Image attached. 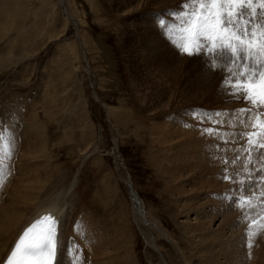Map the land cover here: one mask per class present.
<instances>
[{"label":"rangeland","instance_id":"1","mask_svg":"<svg viewBox=\"0 0 264 264\" xmlns=\"http://www.w3.org/2000/svg\"><path fill=\"white\" fill-rule=\"evenodd\" d=\"M182 2L164 5L161 11L150 10V25L157 37L146 40L149 47L156 46L158 40L167 41V48L174 47L161 34L157 18L174 22L167 13L180 10ZM114 6V0H66L68 15L78 23L74 28L56 0H0V125L6 124L8 117L13 120L15 113L24 117L21 128L41 123L45 165L40 172H27L32 180L23 185L36 188L44 184V189L36 188L41 195L57 180H61L57 190L76 181L72 193L77 207L93 214L103 229L105 224L115 242L112 264H183L180 251L190 260L187 264H198L181 232L186 222L179 215L181 197L171 192L162 169L156 166L149 132L152 121L142 112L144 100L147 103L165 90L156 71L168 62L166 57L139 62L131 34L140 25H126V15L116 12ZM172 49L189 69L182 81L173 77V83H180L177 87L167 73L168 83L176 88L173 92L170 86L166 88L171 90L170 98L177 101L191 85L193 91L186 93L185 99L196 93V105H209L205 107L209 113L215 105H237L225 110L229 114L246 105L221 91L224 72L210 68L202 56L189 57ZM148 52L151 55L153 51ZM202 81L209 83L207 102H199L201 95L195 92ZM94 91L107 105L108 117L95 101ZM25 161L35 164L41 159ZM129 182L147 222L157 221L165 237L152 228L147 230L146 224L141 225L143 229L137 226ZM189 219L193 221V216ZM63 241L69 247L68 234ZM81 254L82 261L91 264L92 256L85 254L82 245Z\"/></svg>","mask_w":264,"mask_h":264},{"label":"bare ground","instance_id":"2","mask_svg":"<svg viewBox=\"0 0 264 264\" xmlns=\"http://www.w3.org/2000/svg\"><path fill=\"white\" fill-rule=\"evenodd\" d=\"M56 1L61 7L63 15L74 23V28L77 27V21L72 19L66 11V0ZM175 2L177 0H114L116 12L126 15V25L130 22H137L140 25V29H135L137 32L135 34L136 38L134 37L135 31L131 34L133 36L131 43L133 46L134 44L137 45L135 54L136 58H139V62H143L145 58V61L152 63V61L155 62L157 59L160 61L165 57L168 62V66L165 64L160 69L156 68L158 69L156 74L160 75L158 76L160 80L158 83L165 90L160 91L161 93L155 99L153 97L148 98L147 103L144 100L145 104L142 105L143 114H146L152 121L149 132L152 138L150 142L155 151L156 166L159 170L162 169V178L170 186L171 192L181 197L178 200V206L181 208L179 215L186 220L181 227V232L194 252L195 262L198 264H264V233L255 239L254 246L249 250L246 237L247 221L243 220L241 209L231 202L233 198H238L241 195V186L235 180V173L239 172L243 175L242 161L244 155L235 149L244 146L246 138L241 137L239 133L252 131L251 127L246 128L243 124L231 127L228 124L229 117L226 118V116L223 118L225 121L223 125L213 124L206 119L202 121L199 115L194 114H204L206 116L209 111H206L205 107L209 105H196V93L194 96L189 97L190 100L185 99L186 93L190 95L193 91L191 85V90L187 89L188 81L185 79L183 83L187 89L186 92L184 91L185 95L182 92L177 101L170 98L171 90H166V88L171 87L173 77L177 81H182L189 66L186 64L188 66L186 67L185 60L178 59L173 53L172 48L174 47L167 48L165 46L167 41L164 44L158 40L156 46H150L151 48L146 43L148 38L154 40L157 37L156 29L151 27L150 15L148 14L150 10H160ZM128 25L130 26V24ZM159 30L162 33L158 32L162 35H166L164 31ZM79 45L84 56L86 51H84L81 41ZM148 51L153 52L149 55L147 54ZM85 60L87 62V59ZM167 73L171 76V83H168L170 78L168 79ZM175 80L174 82H176ZM177 83L173 84L177 87ZM178 84L180 85V83ZM200 84L196 86L195 90L197 91L195 92L201 95L199 102H203L205 99L207 102L210 89L209 83L202 81ZM173 86L171 87L172 92L175 88ZM144 94L146 96V93ZM93 96L95 101L102 105L108 117L109 109L107 105L100 101L95 91ZM235 106L237 105H215L211 109H213L212 112H225V110L232 109ZM241 106L246 107L247 105ZM242 107L239 106V108ZM8 118L6 124L0 125V129L5 130L6 135L9 133L12 135L14 150L10 159L4 158L6 180L3 186L0 187V264H3L6 260L23 231L40 216L48 213L59 220L61 247L58 252V264H71L73 254L79 257L78 264H85L82 261L81 245L85 254H91V264H112L111 261L114 260L111 256L116 251H114L113 246L115 242L105 224L103 229L98 225L97 222L99 221L96 220L93 214L77 207L72 193L76 181L70 183L66 188L57 190L58 183L61 181L57 180L41 195L37 191H39V187L44 189V184H39V187H36L37 191L33 184L30 187L23 185L32 180L27 172H40L45 165L42 150H45L46 143L43 142V131L40 133L42 130L41 123L24 124L25 126L22 125L21 128V120H24L23 115L19 116L15 113V117H12L13 120L11 117ZM206 128H215L221 133L229 132L237 135L227 137L229 142L225 144L223 138L216 135V133L209 135L205 132L204 129ZM238 155L241 156V160L233 164L232 161ZM30 157L41 159V161L34 162L35 164L26 162L25 159L29 160ZM224 157L229 161L227 165L222 162ZM260 160L250 165L255 176L264 174L256 171L260 164H264V159ZM225 168L228 169L227 174L233 176V180L225 181L222 179ZM254 192L259 194L260 188L246 187L243 190V195L250 197ZM225 196L229 199H225ZM34 201L35 203H33ZM131 201L133 215L137 226L140 227L139 229H143L141 225L146 224L147 230L152 228L163 235L164 232L157 221L155 224L152 223L153 221L147 222L144 209L135 195H131ZM256 213V209L251 210L252 215H256ZM192 216L193 221L189 219ZM215 222H218L216 229L214 227ZM81 229L83 230L82 233ZM65 234H68L69 247L64 245L63 238ZM178 247L179 244H177V250H179ZM69 248H72L73 251L69 252ZM179 256L182 258L183 264L190 261L186 259L182 251L179 252Z\"/></svg>","mask_w":264,"mask_h":264},{"label":"snow or ice","instance_id":"3","mask_svg":"<svg viewBox=\"0 0 264 264\" xmlns=\"http://www.w3.org/2000/svg\"><path fill=\"white\" fill-rule=\"evenodd\" d=\"M167 15L174 22L158 17L157 24L179 53L189 57L202 56L210 68L224 72L221 90L233 100L247 105L231 114L215 111L206 116L194 115H199L202 121L206 119L221 125L225 123L223 118L228 116L229 126L243 124L252 129L239 133L246 138V144L235 149L244 155L243 175L235 173L241 195L231 200L247 221V247L251 250L255 239L264 233V174L255 176L250 168L259 159H264V0H185L180 10L169 11ZM204 131L209 135L216 133L225 144L229 142L227 137L237 135L221 133L215 128ZM13 150L14 138L0 129V187L6 180L4 158L10 159ZM239 160L241 156L238 155L232 163ZM222 162L229 163L226 157ZM224 171L222 179H234L227 174V168ZM256 171L264 173V164ZM246 187H259L260 192L245 196L243 190ZM252 209L257 210L256 215L251 214ZM60 247L59 220L50 213L44 214L23 231L3 264H58ZM72 251L69 248V252ZM78 262L79 257L73 254L71 264Z\"/></svg>","mask_w":264,"mask_h":264},{"label":"water","instance_id":"4","mask_svg":"<svg viewBox=\"0 0 264 264\" xmlns=\"http://www.w3.org/2000/svg\"><path fill=\"white\" fill-rule=\"evenodd\" d=\"M93 87V86H92ZM127 186H128V191H129V197H130V199H131V195H137L136 194V192L133 190V188H132V185H131V183L129 182L128 184H127Z\"/></svg>","mask_w":264,"mask_h":264}]
</instances>
